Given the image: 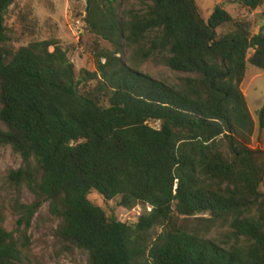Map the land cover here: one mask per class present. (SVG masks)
Instances as JSON below:
<instances>
[{
	"label": "trees",
	"instance_id": "16d2710c",
	"mask_svg": "<svg viewBox=\"0 0 264 264\" xmlns=\"http://www.w3.org/2000/svg\"><path fill=\"white\" fill-rule=\"evenodd\" d=\"M135 1L120 14L123 0H86L82 28L110 48L82 93L56 43L6 49L15 0H0V146L23 161L8 183L34 197L15 206L17 230L48 204L56 238L88 264H264V150L251 147L257 128L241 90L249 66L264 71V24L252 34L221 7L229 0L209 20L196 0ZM154 59L182 76L176 84L137 70ZM257 116L262 133L264 105ZM92 192L145 211L120 222ZM4 222L0 213V264H24Z\"/></svg>",
	"mask_w": 264,
	"mask_h": 264
},
{
	"label": "rangeland",
	"instance_id": "374dc122",
	"mask_svg": "<svg viewBox=\"0 0 264 264\" xmlns=\"http://www.w3.org/2000/svg\"><path fill=\"white\" fill-rule=\"evenodd\" d=\"M135 2V0H123L119 5V13L122 14ZM196 2L203 17L209 20L221 0H196ZM221 7L233 18L247 20L251 24L252 34L259 33L264 24L261 18L264 8L248 13L242 10L235 0L225 2ZM85 9L86 0H15L6 15L8 41L5 47L11 52H16L32 43L46 41L56 43L67 52L69 62L75 66L80 91L89 92L97 86V83L91 81L85 72L90 74L97 72V55L101 49L110 48V45L84 31L81 21L85 16ZM227 31L228 28H221L217 33L219 36H224ZM130 55L131 52L127 51L123 58L127 65H131ZM136 68L143 74L171 85L176 84L182 77L170 71L159 59L139 61ZM243 89L257 128L251 147L264 150V132L259 131L257 116V112L264 105V71L249 66ZM151 125L157 127L154 123ZM22 165L21 157L10 146H0V213L5 217V229L13 232L20 243L24 244V264H88L85 253L67 248L56 238L59 221L50 215L48 204L43 205L37 212L27 231L23 227L17 230L19 216L15 212V206L17 203L31 204L34 200L26 187L18 189L7 181L10 171L17 170ZM261 191L264 192V182ZM89 200L105 210L109 218H116L123 223H135L137 215L145 211L141 205L132 210L120 208L118 200L106 202L96 192L89 195ZM156 233H159L158 229H155L153 234Z\"/></svg>",
	"mask_w": 264,
	"mask_h": 264
},
{
	"label": "crops",
	"instance_id": "0c3cea01",
	"mask_svg": "<svg viewBox=\"0 0 264 264\" xmlns=\"http://www.w3.org/2000/svg\"><path fill=\"white\" fill-rule=\"evenodd\" d=\"M243 84H244V82H243ZM243 84H242V86H241V90H242V92H243V94H244V96H245V98H246V94H245V91H244V89H243ZM246 101H247V98H246ZM247 104H248V102H247ZM249 107V106H248ZM255 122V121H254ZM255 125H256V123H255Z\"/></svg>",
	"mask_w": 264,
	"mask_h": 264
}]
</instances>
